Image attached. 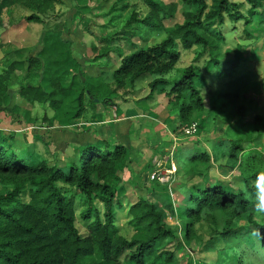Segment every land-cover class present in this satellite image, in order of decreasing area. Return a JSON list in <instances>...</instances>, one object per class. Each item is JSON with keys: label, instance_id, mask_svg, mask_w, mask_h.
Instances as JSON below:
<instances>
[{"label": "trees", "instance_id": "trees-1", "mask_svg": "<svg viewBox=\"0 0 264 264\" xmlns=\"http://www.w3.org/2000/svg\"><path fill=\"white\" fill-rule=\"evenodd\" d=\"M55 1L59 0H0V23L3 12L12 4L30 9L22 21H39L41 12L51 10ZM141 1L147 7L144 15L132 10L126 24L140 22L159 27L165 18L175 14L173 1ZM243 1L247 4L245 9ZM243 1L180 0L188 8L182 10L180 21L165 28L166 35L159 42L120 55L111 72L112 87L93 76L80 83L76 75L80 63L72 53L71 39L47 30L36 54H31L27 46L12 49L13 56L0 70V106H8L16 94L30 106L39 102L58 109L67 101L75 107L73 117L82 113L85 97L90 103L97 98L109 104L120 89H133L139 78L150 74L151 93L160 89L173 93L176 99L188 96L189 100L179 108L180 119L187 121L191 111L202 108L203 102L194 83L198 75L195 65L183 67L180 76L173 80L165 76L179 58L177 45L209 47L210 33H220L215 27L225 17L245 23L255 17L263 23L264 0ZM124 33L122 37L127 40V34H133L132 30ZM211 59L217 61L215 56ZM228 62L233 66L235 60ZM224 69L221 67L220 71ZM13 87L16 92L12 94L9 90ZM221 94L230 99L237 96L229 91ZM241 142V138L229 141L232 157L236 158L243 148ZM127 155L128 147L123 143L108 149L87 143L80 146L66 165L51 164L44 158L36 159L28 152L17 151L0 132V181L12 186L0 193V264H146L147 260L151 264H174L175 251L165 247L168 237H176L164 220L167 212L174 211L171 201L154 192L131 198L126 208L127 223L133 229L129 237L115 223L116 207L123 205L117 197V184ZM188 159L207 161L209 154L194 152ZM250 176L258 177L260 172L253 170ZM243 182L249 194L237 185L233 190L219 183L194 185L182 195L179 211L187 219L188 229L204 214L214 216L216 209L230 214L221 230L222 236L252 238L249 248L264 264V222L256 220L251 211L256 203L252 193L255 186L248 184L246 178ZM23 195L27 198H22ZM77 195L87 205L82 211L87 221L84 232L75 224ZM242 214L246 224L234 226L232 217ZM245 249L240 251L241 255Z\"/></svg>", "mask_w": 264, "mask_h": 264}, {"label": "rangeland", "instance_id": "rangeland-1", "mask_svg": "<svg viewBox=\"0 0 264 264\" xmlns=\"http://www.w3.org/2000/svg\"><path fill=\"white\" fill-rule=\"evenodd\" d=\"M164 1L175 2L176 11L159 27L140 22L126 24L132 10L144 15L147 7L141 0H59L53 3L51 10L41 12L39 21H22L30 9L12 4L3 12L0 23V70L13 56V48L27 46L30 53H35L44 33L51 30L74 40L75 54L85 62V71H76L80 83L93 76L112 87L111 72L120 55L159 42L166 35L165 28L180 21L182 10L188 8L180 0ZM246 6L244 2L242 8ZM16 23L19 25L14 26ZM215 28L220 33H210L207 48L197 44L190 48L177 45L179 58L165 75L173 80L180 76L183 67L196 66L198 75L194 83L200 89L203 107L194 108L187 121L180 119L179 108L182 102L189 100L188 96L176 99L173 93L160 89L151 93L149 81L153 75H143L133 89L125 91L122 88L116 95L120 109L128 97H135L127 101H132H128L132 107L129 111L134 113L131 143L137 145L128 147L120 171L117 197L122 199L123 205L116 207L115 223L120 232L129 237L133 232L126 216L130 197L135 194L145 197L154 192L159 198L171 201L174 209L164 216L166 225L176 236L168 237L165 243V247L175 251L174 264H262L255 257V251L249 248L252 238L222 236L221 230L230 214L216 209L214 216L204 214L188 229L187 219L179 211L182 195L194 185L219 183L229 190L237 185L246 191L243 182L246 178L248 184L255 186L252 193L256 203L251 211L256 220L264 222V212L256 207L264 199V177L250 176L253 170L260 174L264 172V22L255 17L249 23L225 17ZM128 30L133 34H127V40L122 36ZM212 56L217 58L216 62L212 61ZM228 60H235L233 66ZM221 67L225 71H220ZM15 90L13 87L9 92L13 94ZM225 91L235 92L237 96L226 98L221 94ZM86 101L88 103L85 97ZM91 104L99 106L100 111L108 107L107 102L98 99ZM44 107V104L30 106L19 95L12 96L8 106H0V132L17 151L28 152L36 159L44 158L51 164L64 165L71 158L66 161L68 154H63L67 153L64 148L68 144L64 130L71 119L69 117L65 120L67 123L54 128L50 123L58 122L46 115ZM120 109H117V115ZM237 138L242 139L243 148L234 158L229 154L228 145L230 140ZM131 149H134L132 154ZM202 151L209 154L207 161L188 159L192 153ZM169 156L176 166L174 179L171 182H144L143 173L150 168V163L159 157L169 160ZM11 188V184L0 181V193ZM86 206L77 195L75 224L80 232L85 231L87 221L82 217V211ZM232 223L234 226L246 224L244 214L232 217ZM243 248L247 249L241 255ZM146 264L151 263L147 260Z\"/></svg>", "mask_w": 264, "mask_h": 264}, {"label": "crops", "instance_id": "crops-1", "mask_svg": "<svg viewBox=\"0 0 264 264\" xmlns=\"http://www.w3.org/2000/svg\"><path fill=\"white\" fill-rule=\"evenodd\" d=\"M41 45L42 43L39 44V47L37 48L36 52L33 53L31 51L32 52L31 54H36L37 51L40 49ZM73 45H74V40L72 42L73 55L80 63L79 69L85 71V62L82 57L77 56L75 54ZM88 72H94V71L88 70ZM118 93L120 94L121 92L118 91ZM131 98L135 99L134 96L128 97L127 99H131ZM127 99L123 102V107H121L120 109L119 106L117 105V103H119V100L117 98H114V101L107 104L108 107H106L107 110L105 111H100L99 106H96V104H91L89 101L87 103L86 101L84 102V109L82 110V113L80 115H76L73 117H72L73 113L70 114V111L72 110L74 111V107H71L70 104L66 103L67 101H65L63 105L58 109H52L47 105H44L45 106L44 110L46 111V115L49 116L52 121L55 120L56 122H58L57 124L50 123L51 126H53L54 128L60 125H64L63 123H67V121L65 120H68L69 117L71 119V123L69 124L67 123L66 124L67 127L64 130L65 131L64 137H66V141H68V144L66 145L67 148H64L66 149L67 153L66 152L63 153V154H68L66 155L67 157L66 161L74 153H76V151L80 148V146L87 143L96 144L104 149L112 148L117 143H123L127 147H130V145H134V146L137 145V143L136 144L131 143L132 138L130 134V128L133 123L134 113H132V111H129L132 108L130 107L129 103L132 101L128 100L130 101L128 102ZM34 104H41V103L35 102ZM117 109L118 110L120 109V111H118V115L116 114ZM130 151L132 154V152H134V149H131ZM150 165H151L150 168L143 173L144 182L153 181L148 178V172L152 168V163H150ZM145 174L147 175L146 180H144ZM137 196H139V194L134 195V197Z\"/></svg>", "mask_w": 264, "mask_h": 264}, {"label": "built area", "instance_id": "built-area-1", "mask_svg": "<svg viewBox=\"0 0 264 264\" xmlns=\"http://www.w3.org/2000/svg\"><path fill=\"white\" fill-rule=\"evenodd\" d=\"M169 158V160L161 157L155 158L152 161V168L148 172V178L157 182H171L174 179L176 167L171 156Z\"/></svg>", "mask_w": 264, "mask_h": 264}, {"label": "clouds", "instance_id": "clouds-1", "mask_svg": "<svg viewBox=\"0 0 264 264\" xmlns=\"http://www.w3.org/2000/svg\"><path fill=\"white\" fill-rule=\"evenodd\" d=\"M260 175L264 177V172H262ZM256 207L260 212H264V199H262Z\"/></svg>", "mask_w": 264, "mask_h": 264}, {"label": "water", "instance_id": "water-1", "mask_svg": "<svg viewBox=\"0 0 264 264\" xmlns=\"http://www.w3.org/2000/svg\"><path fill=\"white\" fill-rule=\"evenodd\" d=\"M95 100H97V98H95ZM147 179V175L145 174L144 175V180H146Z\"/></svg>", "mask_w": 264, "mask_h": 264}]
</instances>
